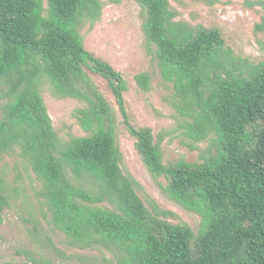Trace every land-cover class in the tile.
<instances>
[{"label":"trees","instance_id":"16d2710c","mask_svg":"<svg viewBox=\"0 0 264 264\" xmlns=\"http://www.w3.org/2000/svg\"><path fill=\"white\" fill-rule=\"evenodd\" d=\"M134 1L172 84L177 130L192 149L207 143L199 161L165 163V134L138 123L123 74L86 48L81 28L100 19L102 0H0V161L18 152L72 248L104 250L117 264H264V60L235 54L219 27L179 19L171 0ZM246 5L262 9L255 27L264 31V0ZM135 81L151 89L148 73ZM44 84L83 104L72 113L83 135L54 129ZM120 135L133 140L161 193L200 216L197 230L144 202L139 181L121 168ZM8 193L0 175V225Z\"/></svg>","mask_w":264,"mask_h":264},{"label":"rangeland","instance_id":"374dc122","mask_svg":"<svg viewBox=\"0 0 264 264\" xmlns=\"http://www.w3.org/2000/svg\"><path fill=\"white\" fill-rule=\"evenodd\" d=\"M102 3L100 19L81 28L86 48L123 74L128 87L125 97L138 123L150 127L156 137L165 134L161 145L164 162L180 158L199 161L200 151L207 143H197L192 149L190 141L177 130L168 102L172 84L161 78L154 55L145 43L139 5L134 0ZM171 7L178 12L179 19L191 24L219 27L235 54L255 62L264 60V31L255 27L263 14L260 7L249 8L246 0H171ZM140 72L151 77L149 91L140 89L135 81ZM42 96L53 127L62 138L84 134L72 116L74 109L83 106L80 101L53 95L49 84L43 85ZM118 144L123 154L121 168L139 181L142 189L138 193L144 202L153 199L171 213L169 221L185 222L197 230L200 216L161 193L138 156L133 140L120 135ZM0 175L8 184L11 203L0 225V264H117L104 250H81L66 243L64 234L50 224L46 208L36 197L40 182L17 151L3 156Z\"/></svg>","mask_w":264,"mask_h":264}]
</instances>
